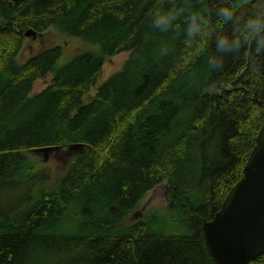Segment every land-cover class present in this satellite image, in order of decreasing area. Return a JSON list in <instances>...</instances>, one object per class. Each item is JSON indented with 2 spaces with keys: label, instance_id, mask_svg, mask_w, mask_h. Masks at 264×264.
<instances>
[{
  "label": "trees",
  "instance_id": "obj_1",
  "mask_svg": "<svg viewBox=\"0 0 264 264\" xmlns=\"http://www.w3.org/2000/svg\"><path fill=\"white\" fill-rule=\"evenodd\" d=\"M51 28L65 41L19 62L26 33ZM261 101L264 0H0V264H217L203 224L242 176ZM159 187L164 207L133 219Z\"/></svg>",
  "mask_w": 264,
  "mask_h": 264
},
{
  "label": "water",
  "instance_id": "obj_2",
  "mask_svg": "<svg viewBox=\"0 0 264 264\" xmlns=\"http://www.w3.org/2000/svg\"><path fill=\"white\" fill-rule=\"evenodd\" d=\"M25 36L35 39L36 33L29 31ZM258 103L264 106V102ZM80 148L83 146L74 145L68 151ZM202 234L217 264H248L264 255V124L255 138L242 176L229 190L213 219L203 224Z\"/></svg>",
  "mask_w": 264,
  "mask_h": 264
},
{
  "label": "rangeland",
  "instance_id": "obj_3",
  "mask_svg": "<svg viewBox=\"0 0 264 264\" xmlns=\"http://www.w3.org/2000/svg\"><path fill=\"white\" fill-rule=\"evenodd\" d=\"M64 41H65L64 35L58 32L57 30L51 28L46 33L36 37L35 39H26L23 50L21 51L20 55L17 57L18 61L24 62L38 50L42 48H49V46L52 47L53 45L62 44ZM66 50L65 51L68 56L78 51L75 45H70V47L67 46ZM127 57H128L127 53H121V55L113 57L110 60H106L99 75L98 84L106 81L110 76H112V74L118 72L121 69ZM68 59L69 58H67L63 52L61 59L58 61V64L61 65L65 63ZM45 85L46 82L36 81L33 85L32 93L41 91ZM94 92H95V88H91L89 92L85 95L84 101L92 97ZM34 152L35 153H33L32 156L44 163H50L52 165L54 163V160L57 159L53 155L54 154L53 151H49V152L34 151ZM164 205L165 203H164L163 188L162 187L155 188L151 191V193L147 195V197L144 198V200L141 202L139 206V209L133 213V219L139 218L142 213L150 209L161 210V208L164 207Z\"/></svg>",
  "mask_w": 264,
  "mask_h": 264
},
{
  "label": "bare ground",
  "instance_id": "obj_4",
  "mask_svg": "<svg viewBox=\"0 0 264 264\" xmlns=\"http://www.w3.org/2000/svg\"><path fill=\"white\" fill-rule=\"evenodd\" d=\"M84 97H85V95L83 96V100H84Z\"/></svg>",
  "mask_w": 264,
  "mask_h": 264
}]
</instances>
